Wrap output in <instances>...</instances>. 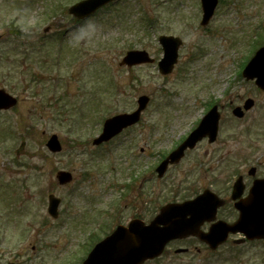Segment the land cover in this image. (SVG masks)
<instances>
[{
  "label": "rangeland",
  "instance_id": "1",
  "mask_svg": "<svg viewBox=\"0 0 264 264\" xmlns=\"http://www.w3.org/2000/svg\"><path fill=\"white\" fill-rule=\"evenodd\" d=\"M76 1L0 0V88L19 98L0 112V264H81L96 234L135 217L149 222L164 204L206 188L228 197L238 175L250 185L253 166L264 176V91L240 73L264 38V0H219L205 26L201 0H123L79 25L68 12ZM161 34L184 40L169 75L157 66ZM59 35L65 49L56 47ZM39 39L54 41L45 48ZM129 49H146L156 62L120 65ZM142 94L151 100L139 123L93 145L104 119L133 111ZM248 97L254 107L236 118L231 107ZM211 101L222 113L217 141L203 140L159 179L160 156ZM53 133L61 152L46 146ZM62 169L73 173L71 184H58ZM134 178V189L125 188ZM50 193L62 199L57 218L47 210ZM144 264H264V240L213 251L188 237Z\"/></svg>",
  "mask_w": 264,
  "mask_h": 264
},
{
  "label": "water",
  "instance_id": "2",
  "mask_svg": "<svg viewBox=\"0 0 264 264\" xmlns=\"http://www.w3.org/2000/svg\"><path fill=\"white\" fill-rule=\"evenodd\" d=\"M110 0H83L70 7L69 11L79 18L86 17L97 8L106 4ZM204 16L203 24H206L214 13L218 0H202ZM165 55L159 62V69L167 74L173 70L178 59V49L182 41L174 36L163 35L160 37ZM146 50H130L123 58L122 64L133 66L140 63L153 62ZM247 79H255L257 85L264 89V47L260 48L255 56L249 61L243 71ZM149 102V97L143 95L139 98V107L133 113H123L108 118L104 123L102 134L94 140V144H101L110 140L124 128L136 123L141 116V111ZM17 103V98L8 93L5 89H0V110L10 109ZM254 105L252 99L245 103V109H250ZM235 115L242 117L244 111L241 107L234 110ZM220 113L217 106H214L202 119L199 126L191 132L188 138L167 158H165L157 168L159 177L166 172L169 164L177 163L184 156L185 150L194 148L196 143L205 136H209V141L213 142L217 138L219 128ZM48 148L53 152L61 151L62 145L57 136L53 134L47 142ZM256 168L250 170V174H255ZM61 184L72 180L71 172L61 170L57 174ZM245 185L243 177L240 176L233 189L232 198L236 200L244 192ZM49 213L54 217L58 216L60 199L55 195L49 196ZM224 204L210 190H205L193 200L183 203H170L162 207L156 218L146 225L141 219H134L128 226L119 225L117 229L105 239L95 245L83 264H141L149 258L159 256L166 244L175 238H183L189 235H196L201 240L207 242L212 249H216L226 241L229 231H243L250 239L264 238V179H256L250 188L249 195L235 203L240 210V218L232 225L223 220L212 224L210 230H201V225L205 221L214 220L218 207ZM184 251L179 249L177 252Z\"/></svg>",
  "mask_w": 264,
  "mask_h": 264
},
{
  "label": "flooded vegetation",
  "instance_id": "3",
  "mask_svg": "<svg viewBox=\"0 0 264 264\" xmlns=\"http://www.w3.org/2000/svg\"><path fill=\"white\" fill-rule=\"evenodd\" d=\"M239 216V212L235 209L232 201H226L225 206L223 207L222 217L227 222H234ZM243 234L241 233H231L228 238V242L235 243V240L238 238H242Z\"/></svg>",
  "mask_w": 264,
  "mask_h": 264
}]
</instances>
